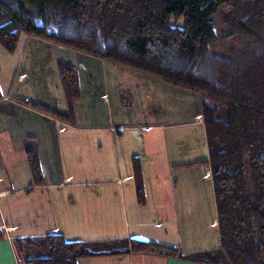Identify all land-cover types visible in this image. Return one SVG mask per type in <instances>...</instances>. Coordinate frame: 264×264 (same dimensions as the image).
Instances as JSON below:
<instances>
[{
  "label": "crops",
  "instance_id": "obj_1",
  "mask_svg": "<svg viewBox=\"0 0 264 264\" xmlns=\"http://www.w3.org/2000/svg\"><path fill=\"white\" fill-rule=\"evenodd\" d=\"M25 45L11 86L0 84V264H20L16 239L56 233L78 242L139 239L185 255L221 250L201 94L30 36ZM60 62L76 67L81 88L74 123L63 129L30 104L67 112ZM30 148L43 185L33 184ZM79 264L209 263L129 253Z\"/></svg>",
  "mask_w": 264,
  "mask_h": 264
},
{
  "label": "trees",
  "instance_id": "obj_2",
  "mask_svg": "<svg viewBox=\"0 0 264 264\" xmlns=\"http://www.w3.org/2000/svg\"><path fill=\"white\" fill-rule=\"evenodd\" d=\"M100 2L0 0V45L13 53L21 35H27L201 94L198 116L209 149L221 250L185 255L180 248L139 239L78 242L56 233L16 239L19 263L79 264L82 258L159 253L209 264H264V0H248L226 24L224 34V39H252L259 50L231 67L224 80L212 65L206 67L203 85L192 83L194 75L209 58V48L217 40L213 19L229 6L228 0H121V19L107 16ZM92 33L95 40L88 45ZM58 67L67 112L30 104L50 117L74 123L79 79L72 66ZM26 153L33 184L43 185L39 158L32 148ZM135 175L143 203L139 166Z\"/></svg>",
  "mask_w": 264,
  "mask_h": 264
},
{
  "label": "rangeland",
  "instance_id": "obj_3",
  "mask_svg": "<svg viewBox=\"0 0 264 264\" xmlns=\"http://www.w3.org/2000/svg\"><path fill=\"white\" fill-rule=\"evenodd\" d=\"M247 2L248 0H228L229 6L220 9L215 14L213 22L217 30V40L209 48L210 49L209 58L207 59V61H205V63L202 62L197 68L192 83L197 85H203L204 83L202 82L205 81L206 67H209L210 65L214 67L215 71H217L218 74L220 75V78L224 80L227 78L228 70L231 67H237V65H240L241 63L247 61V58L251 53H256L259 50V45L255 41L249 38L245 39L236 36L232 39H227V38L224 39L226 24L227 23L229 24L232 19H234L236 16L239 15L242 6L243 7L246 6ZM100 4L101 6H103V9H105L107 16L113 19L114 18L121 19V14H122L121 0H101ZM172 23L174 24L175 22L173 21ZM177 24L181 26L183 24L182 19L181 21L177 22ZM26 39H27V35H21L16 45L17 47L15 49V52L13 53H9L5 48L1 47L0 45V69H1L0 84L2 85V90L5 92L9 89V86H11L10 84H12L13 82L12 78L16 70H18V66H20L24 58H26L24 57L25 54L24 51L26 48L25 45ZM94 40H95V34L92 33L90 36H88L86 43L88 45L93 44ZM54 46L67 49L62 46H57V45ZM69 51L71 52L74 50H69ZM57 55L58 54L56 53V56ZM63 64L66 66H72L75 69L76 75L78 76V72L75 66L69 65L67 63H63ZM109 64L115 66L114 64L111 63ZM0 146L2 147L1 136H0ZM163 195L165 196L166 193L163 192ZM173 220L174 219H172V221ZM157 221L159 225L156 224L155 226L158 227L162 225L163 227V224L160 221V219ZM157 230L158 232L164 230V227L162 229H157ZM17 256L20 259V256L18 254Z\"/></svg>",
  "mask_w": 264,
  "mask_h": 264
},
{
  "label": "built area",
  "instance_id": "obj_4",
  "mask_svg": "<svg viewBox=\"0 0 264 264\" xmlns=\"http://www.w3.org/2000/svg\"><path fill=\"white\" fill-rule=\"evenodd\" d=\"M199 120L203 123V120H202L201 117H199ZM66 125H67V123H66V122H63V123H62V129H63L64 127H66ZM142 129H143V130H146L145 127H143ZM215 224H216V222H215Z\"/></svg>",
  "mask_w": 264,
  "mask_h": 264
}]
</instances>
